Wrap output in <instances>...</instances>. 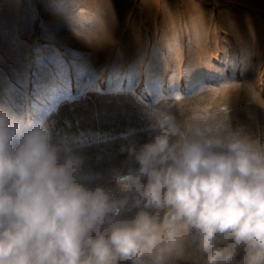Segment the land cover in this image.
<instances>
[{"label":"clouds","instance_id":"obj_1","mask_svg":"<svg viewBox=\"0 0 264 264\" xmlns=\"http://www.w3.org/2000/svg\"><path fill=\"white\" fill-rule=\"evenodd\" d=\"M121 136L116 200L73 140L0 104V264H264V140L165 109Z\"/></svg>","mask_w":264,"mask_h":264},{"label":"rangeland","instance_id":"obj_2","mask_svg":"<svg viewBox=\"0 0 264 264\" xmlns=\"http://www.w3.org/2000/svg\"><path fill=\"white\" fill-rule=\"evenodd\" d=\"M34 6L35 25L20 33L19 0H0V69L11 77L0 82V104L25 121L43 119L54 142L73 140L85 170L101 174L114 199L123 195L111 183V173L131 163L120 152L127 142L121 133L144 128L154 109L168 110L188 124L218 122L264 140V0H34ZM49 33L61 52L86 56L97 71L134 72L133 94L109 91L106 71L94 85L79 82L88 85L84 95L78 96L73 81L71 92L78 98L59 101L52 112L42 101L20 100L12 91V71H22L34 49L46 53ZM17 38L23 47L16 46ZM149 60L160 65L174 91L155 102L149 92L136 103ZM194 76L202 78L200 86L185 87ZM25 87L30 93V83Z\"/></svg>","mask_w":264,"mask_h":264},{"label":"snow or ice","instance_id":"obj_3","mask_svg":"<svg viewBox=\"0 0 264 264\" xmlns=\"http://www.w3.org/2000/svg\"><path fill=\"white\" fill-rule=\"evenodd\" d=\"M54 0H49V4ZM21 12L16 20V26L20 33H26L32 30L38 17L34 11V0H19ZM2 34V30H0ZM50 41L46 53L34 51L31 61L24 65L22 71H12V75L16 77L15 83L11 84L12 91L20 100L33 98L35 101H42L45 105L46 112L55 110L59 101L66 99H75L79 95H84L88 91V85H94L107 71V81L109 83V91L113 93L133 94L137 87L135 73L129 74L127 70L119 72L113 69H100L97 71L88 58L76 52L69 50L67 53L61 52L55 43V34L49 33ZM17 47H23L24 41L15 40ZM234 70V69H233ZM145 87L139 93L135 94L136 103H143L144 97L150 92L153 102L160 98L166 92L171 93L174 89L165 83L162 75L161 67L153 60H149L145 65ZM200 77H193L187 80L185 87L195 89L200 86ZM86 80L88 85L81 86L79 82ZM11 82L8 73L0 69V82ZM76 81L79 87L77 97H73L71 92V84ZM31 85V92H26V84ZM113 139L109 137L105 143Z\"/></svg>","mask_w":264,"mask_h":264}]
</instances>
